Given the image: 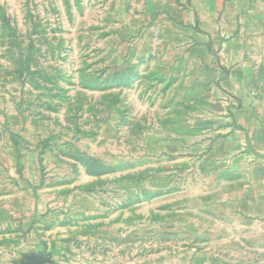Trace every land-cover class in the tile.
Segmentation results:
<instances>
[{
    "label": "rangeland",
    "instance_id": "rangeland-1",
    "mask_svg": "<svg viewBox=\"0 0 264 264\" xmlns=\"http://www.w3.org/2000/svg\"><path fill=\"white\" fill-rule=\"evenodd\" d=\"M151 2L0 0V264L255 255L264 0L205 26Z\"/></svg>",
    "mask_w": 264,
    "mask_h": 264
},
{
    "label": "crops",
    "instance_id": "crops-1",
    "mask_svg": "<svg viewBox=\"0 0 264 264\" xmlns=\"http://www.w3.org/2000/svg\"><path fill=\"white\" fill-rule=\"evenodd\" d=\"M151 10L173 14L176 23L183 25H213L227 24L232 13L227 9L228 0H152ZM227 7V8H226ZM229 20V21H230ZM252 117L244 120L243 129L247 128L249 154L252 153L258 159L260 166L253 169L249 178V210L243 211L249 215V224L264 229V138L263 133L252 124ZM235 134V133H234ZM250 229L249 234H255V238L249 241V250H257L249 253V264H264V238L263 231Z\"/></svg>",
    "mask_w": 264,
    "mask_h": 264
},
{
    "label": "water",
    "instance_id": "water-1",
    "mask_svg": "<svg viewBox=\"0 0 264 264\" xmlns=\"http://www.w3.org/2000/svg\"><path fill=\"white\" fill-rule=\"evenodd\" d=\"M26 261H23V264H46L49 259L45 258L43 254L39 256L32 255H25Z\"/></svg>",
    "mask_w": 264,
    "mask_h": 264
}]
</instances>
